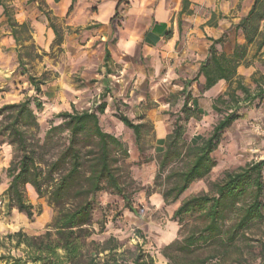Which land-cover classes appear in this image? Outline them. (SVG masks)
Here are the masks:
<instances>
[{"label": "trees", "instance_id": "trees-1", "mask_svg": "<svg viewBox=\"0 0 264 264\" xmlns=\"http://www.w3.org/2000/svg\"><path fill=\"white\" fill-rule=\"evenodd\" d=\"M76 1L71 0L69 12ZM1 4L16 43L19 66L24 68L29 50L36 48L31 28L28 23H18L10 9ZM190 6L191 0H182L180 15L192 14ZM48 19L56 35L55 44L61 45L63 33L54 18L49 16ZM236 29L243 33L246 43L236 44L231 53H226L217 48L225 35L211 39L208 57L196 77L187 81L182 90L185 94L183 106L174 130L165 139L160 168L164 169L175 160L188 158V161L183 169L171 172L175 184L164 193L165 200L169 197L177 200L196 179L212 170L216 165L212 154L223 133L243 117L244 107L264 100V74L258 78L253 76L255 90L238 74V67L247 59L248 46L257 42L261 49L264 45V0H254ZM27 42L31 44L27 45ZM43 55L46 53H36L37 58ZM200 77L204 78L206 90L221 80L228 83L227 90L212 104L215 111L225 114L207 138L187 143L180 121L194 116L196 108L190 106L194 98L187 89ZM29 81L37 93L41 92L40 85L44 80L39 82L30 75ZM32 104L37 109L43 105L38 98L27 97L0 106V144L12 146L14 152L6 170L8 183L3 195L7 196L10 207L31 219L35 207L26 198V186L31 185L39 197H47L56 215L39 235L31 236L22 230L10 234L8 238L15 240V247L24 246V256H11L12 259L5 260L4 264H155L151 255L139 247L137 251L126 249L114 236L103 242L92 238L96 233L94 211L101 193L122 196L128 208L136 212L126 195L120 173L119 162L122 155H127V148L117 136L100 125L99 115L105 112L106 102H101L94 110L74 109L58 113L60 122L51 123L43 136ZM118 118L133 130L137 146L141 147L145 124L134 123L126 115ZM187 215L196 216L201 224L192 227L181 240L165 247V256L173 264H209L208 261L215 257L242 262L244 248L251 247L248 233L264 222V159L226 173L222 181L212 184V193L184 200L175 210L174 217L182 221ZM102 231L104 224L99 232ZM257 241H260L264 256V240ZM206 252L209 254L204 256Z\"/></svg>", "mask_w": 264, "mask_h": 264}, {"label": "rangeland", "instance_id": "rangeland-1", "mask_svg": "<svg viewBox=\"0 0 264 264\" xmlns=\"http://www.w3.org/2000/svg\"><path fill=\"white\" fill-rule=\"evenodd\" d=\"M1 3L10 9L18 23L27 22L33 33L32 42L36 48L29 50L30 55L25 57L24 68L19 66L17 48ZM62 6L63 0L58 3L54 0H0V106L20 102L27 97L38 98L43 104L42 108L37 109L32 105L43 136L51 123L60 122L58 113L72 112L74 109L94 110L98 104L106 102L105 112L99 115L100 125L106 132L117 136L127 148V155H122L119 162L120 173L126 195L136 212L128 208L122 196L110 192L101 193L94 211L96 233L92 238L103 242L114 236L124 243L126 249H141L151 255L155 264H173L165 256V247L181 240L192 227L201 224L196 216L187 215L182 221L174 217L180 204L192 196L212 193V184L222 181L226 173L239 171L249 163L264 159V100L244 107L241 111L244 113L243 117L223 133L212 154L216 161L212 170L196 179L177 200H173V197L165 200L164 193L175 184V177H172L171 172L183 169L188 161V158L175 160L164 169L160 168L165 139L174 130L183 106L184 79L167 78L168 64L172 62L165 61L157 68L152 63L135 64L138 73L145 69L147 77L144 81L132 72L128 76L130 83H126L116 76L117 71L113 70V66L110 69L112 74L108 75L106 72L110 68L109 63L103 60V56L114 37L110 35L108 39H103L102 30L86 20L88 11H93L94 4L87 5V0H77L69 14L66 9L62 10ZM123 14L122 11L117 14L120 27L124 22ZM49 16L54 18L53 21L63 33L61 45H56L54 40L49 39V32H52ZM224 35V41L217 45L219 51L229 50L228 35ZM7 39L12 40V47H7ZM2 42L4 45H1ZM259 50L256 51V46L253 47L243 64L246 70H252L251 65L254 68L264 67V52L259 53ZM37 52H45L46 55L37 58ZM241 70H245L243 66ZM240 74L244 83L255 90L253 75ZM30 75L35 76L39 82L44 80V84L40 85L41 92H36L29 81ZM138 80H142L143 84ZM193 85L187 91L194 98L190 106L196 108V111L189 120L180 121L184 127L183 138L187 143L207 138L225 114L212 108L215 98L200 97ZM130 87H135L134 92H129ZM197 98L198 101L195 102ZM119 115H126L134 123L145 124L141 147L137 146L133 130L119 120ZM162 134L165 135L163 138ZM13 158L12 146L0 144V257L8 258H0V264L11 260V256H24V246L15 247V240L8 238L10 234L22 230L31 236L39 235L56 215L47 197H39L31 185L26 186V198L35 207L34 217L29 219L24 213L10 207L3 192L8 183L6 170ZM102 224L104 231L99 232ZM248 235L251 247L244 248L242 262L215 257L208 263L261 264L264 256L261 255L260 241L257 240H264V222ZM204 254L207 256L209 253Z\"/></svg>", "mask_w": 264, "mask_h": 264}, {"label": "crops", "instance_id": "crops-1", "mask_svg": "<svg viewBox=\"0 0 264 264\" xmlns=\"http://www.w3.org/2000/svg\"><path fill=\"white\" fill-rule=\"evenodd\" d=\"M54 2L58 3L59 0ZM253 3L254 0H191L190 9L193 13L180 15L182 0H87V5L94 4V7L93 11H88L86 20L102 30L103 39H108L110 35L114 37L103 56V60L109 63L110 68L106 72L108 75L112 74L110 69L113 66V70L117 71L116 76L130 83L128 76L132 72L139 79L147 77L145 69L140 73L135 70V64L152 63L157 68L162 61L172 62L168 64L167 78H183L184 88L187 81L196 77L201 64L208 57L211 39H218L226 33L229 42V50L224 51L226 53H231L236 44L246 43L243 33L236 29V25L248 14ZM70 5L71 0H63L62 10L66 9L67 14L70 13ZM119 11L124 13L122 27L118 22ZM22 23L27 22H20ZM50 29L52 32H49V39L55 42V32L51 26ZM11 37L14 39L12 33ZM256 44L258 45L254 42L248 46L247 59L254 46L256 51L259 50ZM7 45L12 47L14 44L7 39ZM1 49L4 50V47ZM263 52L264 45L259 50V53ZM244 62L238 67L239 75L242 72L258 78L264 74V67L254 68L251 65L252 70H246ZM242 66L245 70H241ZM142 80L138 82L143 84ZM192 85L198 90L200 97L208 96L210 99H216L228 88V83L221 80L206 90L203 77ZM134 88H128L129 92H134ZM196 100L198 98L195 102ZM164 136L162 134L161 138Z\"/></svg>", "mask_w": 264, "mask_h": 264}]
</instances>
